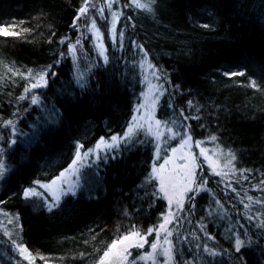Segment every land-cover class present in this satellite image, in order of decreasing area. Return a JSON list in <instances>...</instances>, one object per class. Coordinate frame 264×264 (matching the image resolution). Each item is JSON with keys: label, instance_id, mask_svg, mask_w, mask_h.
<instances>
[{"label": "trees", "instance_id": "obj_1", "mask_svg": "<svg viewBox=\"0 0 264 264\" xmlns=\"http://www.w3.org/2000/svg\"><path fill=\"white\" fill-rule=\"evenodd\" d=\"M89 1L0 0V264H99L132 231L147 243L131 248L125 264L133 257L148 264L140 257L156 243L155 230L170 211L168 264H236L241 254L245 264H264V0H138L144 8L117 0L116 39L105 38L107 62L84 29L83 47L75 58L68 52L78 39L74 18ZM48 65L57 75L26 93L35 82L29 73ZM233 72L243 75H226ZM147 83L166 90L156 118L174 132L186 125L221 173L207 164L197 169L207 184L191 208L185 200L183 211L170 210L161 194L153 195L155 141L144 133L136 134L143 142L131 151L121 144L100 153L90 186L51 211L23 197L35 180L66 169L78 145L84 151L120 133ZM178 141H169L167 150ZM45 162L51 166L38 177ZM237 237L246 242L241 253L234 251ZM204 245L217 255L205 253Z\"/></svg>", "mask_w": 264, "mask_h": 264}, {"label": "snow or ice", "instance_id": "obj_2", "mask_svg": "<svg viewBox=\"0 0 264 264\" xmlns=\"http://www.w3.org/2000/svg\"><path fill=\"white\" fill-rule=\"evenodd\" d=\"M132 4H135L137 8H144L145 5L140 4L138 0H131L129 3L128 0H126L125 6L129 7ZM108 7L111 8L112 4L109 3ZM99 13L101 16H103L104 9L100 8L98 9ZM90 14L88 11V6L86 3L85 7H82L79 9V14L74 18L76 21L72 27L74 29H77L80 27L81 23L85 24V30L87 31V21L89 20ZM113 21L117 19V13L113 12L112 13ZM204 27H209L208 25H204ZM91 28L96 30V40L99 42L101 40V35L99 29L96 28V18L92 17L91 18ZM3 35L8 36L10 33L4 31ZM83 35V34H82ZM112 39L115 41V22H113L112 25ZM123 41V32L121 31L120 33V42L122 45ZM61 43H64V41H61ZM81 41L80 39H77L76 44H71L69 43L68 46V52H71L73 55H75L77 51L76 45H80ZM83 46L81 45V48ZM97 47L99 49V55L104 58V61H108V57L105 55V49L103 44L98 43ZM138 48H140L143 51V48L141 45H137ZM147 55V53H145ZM151 67V66H150ZM155 75V72H153ZM29 75L33 76L35 79L34 83H31L29 88H25V92H31L33 89H38L42 87H46L48 85V80L51 79L52 77L56 76L57 73L55 72V65H48L47 68L40 70L39 72L33 74L29 73ZM226 75H243L242 72L240 73H226ZM159 79V77H157ZM81 87H84L83 84L80 85ZM251 86L255 87V83H253ZM160 88L162 89L159 92V95H163L164 91L163 86L160 85ZM26 97L21 96L20 99H25ZM159 99L158 95H154L152 99V103L155 104V102ZM31 103L32 104H37L38 103V98L36 95L31 96ZM189 107L192 106V101H188ZM141 108H144L145 105H140ZM183 113L181 112V115ZM198 119L199 117H194ZM144 120V123L137 122V118L133 117V124L129 125L127 127V130L123 133L122 136L119 138L116 135H112L110 137L111 142L105 141L103 138L100 139V141L95 145V149H87L83 153H81V149L84 147L82 144L78 145L76 148V153H75V158L71 161L70 165L68 168L60 173V177H65L66 173H75L77 171V164L78 162H82L83 160L87 159L90 154L94 153L96 150H101L103 146V150H110L115 147H119V144L121 142L124 143L125 150L126 151H131L133 148L136 147L137 143H142L143 141L135 139V136L138 132L140 131H146L148 133H152V117L149 115L146 118H141ZM185 121L189 119V117L185 116L183 118ZM8 124H11V121L7 122ZM155 128H156V133L155 136L158 138L160 136V128H161V121L160 120H155ZM167 123H172V121H168ZM147 125V127L145 126ZM187 126H177V130L173 133V130L171 128L168 129L169 133H172V135L169 136L170 139H176L179 137L180 144H179V149L176 147L171 148V152L173 153L172 157H167L166 159L163 160V163H160L158 166L153 165L152 167V174L149 177V180H157L158 181V189L157 191L153 192L154 196H158L159 194H162L163 198L167 200L168 205L171 206L174 202L180 206L181 211H183V206H184V201L187 200L189 201V208H191L194 204L196 196L199 194L200 189L207 184V180L203 177L198 178L197 173H196V167H197V156L194 155L191 152V146H190V141L192 139L191 135H189L186 131ZM216 138L212 137V140L214 141ZM201 142L197 141L196 146L200 147ZM155 157L157 160H160L161 158V152H160V145L157 143L155 145ZM187 150V151H185ZM180 151L182 154L178 157L175 156V154ZM200 156L204 157V161L209 162V167L212 169L213 174L215 175H220L221 173L215 171V167L218 165L215 164V162H212L207 155V149L201 148ZM98 159H103L101 156H97ZM114 158V157H113ZM235 157H232V160H234ZM176 160L181 161V163H176ZM231 163V161H229ZM172 164L173 167L172 169H168L166 166ZM3 168V165L0 164V169ZM3 173L0 172V176H2ZM59 179V178H58ZM57 183L56 179H53L51 181L52 185H55ZM42 187H50V185H42ZM63 191V189H61ZM75 195V186L70 187L67 192H64V195L68 194ZM24 197L27 198L30 195H35L34 190L32 189H27L23 193ZM59 200V197H56V201L53 203H56ZM218 202V201H217ZM49 210L51 211V206H49ZM174 214L170 211L168 215H165L163 217L164 222L160 223L158 226V229H156V239H160V234L161 231H164L166 233L164 237V243L171 245L172 241L168 240L167 237L172 235V232L167 230L166 225L171 224L173 222ZM248 219H253V217H248ZM178 222V221H177ZM261 227H264V224L261 225ZM154 229L149 228L147 229V235H152ZM248 235L247 233H241V236ZM133 237H140V240L142 242L138 243H133L132 239ZM209 239L212 237L209 235ZM125 242H129L128 246L124 249V252L127 253V255H131V252L129 251V248L131 247H136V248H143L145 243H147L146 237L140 236V233L138 231H132L127 235H124L119 241H114L112 245L110 246V249L108 252L104 253V258L101 259L100 264H121L122 260H126L127 256L123 255L122 253H117L116 259L109 261L110 254H112V249L117 248V244H124ZM246 246V242L244 239L237 237L235 239L234 243V251L236 253H241L242 247ZM151 249L153 252H155L158 248L157 243H152L150 245ZM199 247V246H198ZM26 251V249L21 248L20 252L23 255V253ZM171 247L169 248H164L163 249V254L168 256L171 254ZM203 251L205 253H208L210 256H215L217 253L213 252L209 246L204 245L203 246ZM136 258L133 257V264H135ZM236 264H245V261L243 259V255L241 254L240 256L236 257Z\"/></svg>", "mask_w": 264, "mask_h": 264}, {"label": "rangeland", "instance_id": "obj_3", "mask_svg": "<svg viewBox=\"0 0 264 264\" xmlns=\"http://www.w3.org/2000/svg\"><path fill=\"white\" fill-rule=\"evenodd\" d=\"M116 2H117V0H103L101 2V4H99L96 0H90L88 5H87L88 6V11H89V14H90L89 20L87 21V29H88L87 32L90 33L91 46L97 52L98 55H99V49L97 47V44L100 43V44H103L104 49H105V55L107 56V52L108 51H107L106 42H105L106 36L109 38V40L112 43H114V41L112 39V25H113V22H115V39H116V27H117V23H118L119 17H120V12L118 11V9L115 8ZM109 3L112 4L111 8L108 7ZM100 8L104 9L103 16H101L99 11H98V9H100ZM113 12H116L117 13V17H118L117 19H115V21H113V17H112V13ZM92 17L96 18V28L99 29V31H100L101 40L99 42L96 40V30L91 28V18ZM82 29L85 30V24L84 23L80 24V27L78 28V31H77L78 32V39H80V41H81V36H82V33H83ZM74 44H76V42ZM81 45H82V43L80 45H76V47L80 49ZM70 55L73 58H75L76 53H75V55H73L70 52ZM100 58L102 59V61H104V58L102 56H100ZM153 72L154 71L149 69V67L146 70V73H147L148 76H150L149 79L152 82H153V80H156V77H154L155 75L153 76ZM247 82H248L250 87H253L251 85L253 83H255L254 80H249ZM154 95H158L159 96V92L156 90L155 84L149 83V85H148V83H147V85H146V87L144 89V92H143V96L141 97V101L138 104V106L136 107V109L133 112V114L130 116V119H128L127 125L125 126V128L120 133H118V134L116 133V134H113V135H116L118 138L120 136H122L123 133L127 130V127L129 125L133 124V117L137 118V122L144 123L145 121L142 120L141 118H146V117H148L150 115L152 117V133H148L146 131H140L137 134L144 133L147 136L149 135V136H151L154 139L155 145L157 143L160 145V152H161L160 160H157L156 157H155L156 149H155V152H154L155 165L158 166L160 163H163L164 159H166L167 157H172L173 156V153L171 152V148L172 147H176V148L179 149L180 140L174 146L170 147L167 150L168 142L172 140V139L169 140L168 138H169L170 135H172V133H169V131H168V129L170 127H168L167 125H165L163 123H161L160 136L158 138L155 136L156 128H155V123L154 122H155V120H158L156 118V116H155L156 103H157L158 100L155 102V104L152 103V99H153ZM140 105H145V107L141 108ZM145 126L147 127V125H145ZM173 133H174V130H173ZM110 137L103 138V139L110 143L111 142ZM121 144H124V143L121 142L119 145H121ZM95 145L91 149H95ZM190 146H191V152L194 155L197 156V167L195 169L196 172H197V169L203 164H205V165L207 164L209 166V162L208 161H204V157L199 155L201 148L197 147L196 144H194V142L192 140L190 141ZM84 151H81V153H83ZM104 151L105 150H103V146H102L101 150H96L94 153L90 154L87 159L83 160L82 162H78V164L76 166L77 171L75 173H66L65 177H60V173L64 172L68 168L67 167L66 169H64L63 171L59 172L58 175H56L54 178H52L49 181L35 180L34 184H33V187L29 188V189L34 190L35 195H30L26 199L32 201L33 203H40V205H42L43 208H45L46 210H49V206H51V209H52L65 196L72 195L70 193L68 195H64L63 194L64 192H67L70 187L75 186V192L77 193V191L80 188L90 186V184L92 182L91 173L93 172V167H94L95 162L97 160V156H99V154L104 152ZM185 151H187V150H185ZM164 153H166L167 155L162 157L164 155ZM181 154L182 153L180 151H178L175 154V156L178 157ZM209 158H210V160L212 162H215L214 159H212L211 157H209ZM176 163H181V161L176 160ZM215 164H217V163L215 162ZM50 166H51V164H49L48 162H45V164L41 167V170H40V173H39L38 177L42 176L45 173V171L48 170V168ZM166 167L170 170V169H172L173 165L169 164ZM53 179L57 180V183L55 185L51 184V181ZM157 183H158V181H157ZM42 185H50V187L46 188V187H42ZM61 189H63V191H61ZM24 191H23V193H24ZM23 197H24V195H23ZM56 197H59V200L56 203H53L54 201H56ZM167 206H168V208L170 210L172 209L173 211L178 209V208H180V206L177 205L175 202L171 206H169L168 202H167ZM132 242L133 243H138V242H142V241L140 240V238H133ZM128 243L129 242H125L124 244H117V248L112 249V254H110L109 261L115 260L117 258L115 254H117V253H122L123 255L127 256V258H128L127 253L124 252V249L128 246ZM156 243L158 244L157 250L155 252H153V250L150 248L147 251L146 255H143V256L140 257V260L142 262L148 263V264H159V259L160 258H164V264L170 263L171 262V254L168 255V256L163 254V249L164 248H169L170 246L168 244H165L164 243V239H162V238L159 239V240H156ZM131 248H133V247H131ZM131 248H129V251L131 250ZM103 258H104V256H103ZM126 260H122L121 264H125ZM100 261H99V264H100Z\"/></svg>", "mask_w": 264, "mask_h": 264}, {"label": "bare ground", "instance_id": "obj_4", "mask_svg": "<svg viewBox=\"0 0 264 264\" xmlns=\"http://www.w3.org/2000/svg\"><path fill=\"white\" fill-rule=\"evenodd\" d=\"M62 171H63V170H62ZM57 175H58V174H57ZM55 176H56V175H55ZM53 178H54V177H53ZM95 182H96V181H95ZM95 182H94V183H95Z\"/></svg>", "mask_w": 264, "mask_h": 264}]
</instances>
